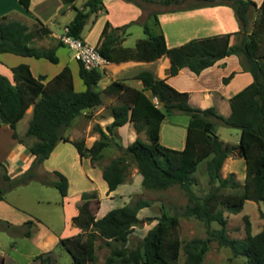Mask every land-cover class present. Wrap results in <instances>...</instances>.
Instances as JSON below:
<instances>
[{"label": "trees", "instance_id": "16d2710c", "mask_svg": "<svg viewBox=\"0 0 264 264\" xmlns=\"http://www.w3.org/2000/svg\"><path fill=\"white\" fill-rule=\"evenodd\" d=\"M65 4L74 5L75 0H62ZM140 6L138 0H129ZM151 1V0H149ZM177 0H161L171 4ZM204 3H193L180 8H192L204 5L224 4L232 7L239 23L236 31L237 39L230 42L231 32L191 38L179 45L168 46L162 31H154L143 21L145 37L136 40L134 47L122 46L120 42L127 33L132 21L119 26H111L105 21L96 46L108 61L120 62L128 59L150 61L164 54L169 58L168 75H174L186 66L199 74L204 68L216 60L236 54L243 70L248 71L252 80L230 97V113L227 116L217 112L214 106L198 107L188 100L189 91L178 90L165 78L157 77L151 70L142 69L134 77L142 83L141 88L126 84L122 80H113L102 90L95 85L102 76L98 68L86 69L79 62V75L86 88L76 90L72 71L68 64L46 80V74L34 75L27 63L21 62L11 66L12 79L0 73V125L8 124L17 138L16 122L22 118L26 109L32 105L26 134L36 139L28 146L32 154L30 165L12 178L6 171L3 177L8 180L9 187L26 183L35 173V168L46 159L58 141L71 142L80 156L89 157L92 161L100 160L103 150L114 143L122 150V154L111 158L102 166V177L111 191L125 179L126 156L133 157L141 184L149 189H165L178 184L185 192L188 202L182 208L184 216H194L206 225V237H192L181 243L174 233L178 225V215L162 210L158 221L143 235L137 245L129 247L127 241L141 218L138 212L148 206V199L137 198L135 201L107 210L101 217L89 207V201L95 192H84L82 203L78 205V213L71 217L72 223L82 231L59 238L58 243L72 256L73 264H88L95 259V240L97 236L106 239L108 244L114 240L119 244L110 247L104 264H177L180 247L183 248L186 264H201L209 243L216 240L219 245L228 247L232 256H243L244 264H264V208L260 209L263 219L261 229L251 233L248 216L245 220V235L231 237L226 228L225 211L238 213L245 200L262 201L264 204V0L257 5L254 0H200ZM28 9L30 0H19ZM103 0H86L82 8H76L74 17L67 24L69 31L81 37L85 24L95 21L99 11L104 10ZM173 10V9H172ZM253 10L256 11L253 17ZM152 16L158 23V13ZM253 17V21H251ZM251 23V25H250ZM50 32L49 27L41 21L30 29L19 19L8 15L0 16V53L11 52L30 55L36 58L45 57L58 62L56 45L40 47L32 43ZM223 77V81L233 75ZM148 90V93L145 92ZM119 94L122 102L111 108L113 120L103 129L95 125L99 138L87 146L83 139L72 140L64 135V130L79 115L89 112L102 103V94ZM156 97L158 104L153 101ZM181 111L189 116L184 146L181 149L168 147L159 140L162 120L166 114ZM221 124L240 130L238 147L245 160V181L241 185L234 172L221 175V167L232 146L219 138L214 130L215 120ZM127 121H132L137 131L144 130L147 140L136 137L126 146L116 139V128ZM205 161L206 174L210 189L199 195L193 184L198 164ZM3 165V164H1ZM56 178L45 181L56 186L60 193L67 194L68 179L59 170H54ZM240 192L223 193V187H240ZM6 188L0 184V200L4 199ZM7 226H17L8 220H2ZM27 220L25 223H29ZM217 222L218 227L211 223ZM5 226L4 224H1ZM6 227V226H5ZM30 235V230L23 231ZM40 264H52L51 251L40 252L34 256Z\"/></svg>", "mask_w": 264, "mask_h": 264}, {"label": "rangeland", "instance_id": "374dc122", "mask_svg": "<svg viewBox=\"0 0 264 264\" xmlns=\"http://www.w3.org/2000/svg\"><path fill=\"white\" fill-rule=\"evenodd\" d=\"M138 1L144 5L143 13L139 20H133V22L127 27L131 34L127 36L125 43L129 45H135L136 38L146 36L143 31V21H146L152 30L156 32L162 31L165 28L169 34L168 40L172 43L170 34L174 32V29L181 26L186 29V24L189 23V20L187 18L185 19L182 13L181 16L178 15L179 17L176 20V15H174V13L179 12L178 10H190L203 6L180 9L174 8L185 7L198 2L204 3V1L200 0H177L171 4H164L161 0ZM80 2L81 0H78L77 4ZM132 3L142 9L134 2ZM166 9H173V11L168 10L164 11L166 13L161 12ZM154 10H161L160 12L164 14L161 17V13H158L157 24L154 22L152 16ZM74 11V8H69L64 14H59L57 21L50 22V27L56 33H62L63 24L73 17ZM131 14L132 13L129 15ZM255 14L256 11L253 10V17H255ZM253 17L251 21H253ZM87 23L82 30V35H87L88 33ZM48 39L55 40V38H52L51 36H49ZM47 42L48 41H43L42 43ZM88 42H94L93 32L88 35ZM58 53L61 58L59 62H52L45 57L35 58L37 62L33 64V68L35 70L37 69V73H45L46 77L51 78L54 75L55 70L57 71L61 68H59V63L68 60L74 71L77 89H79L78 85L80 82L83 85L84 83L77 73L78 65L73 59V51L66 45L62 44L58 47ZM10 59L11 61L14 60H12V58H7L6 60L10 61ZM104 80L105 77L101 78L98 84L94 86L95 89H100ZM118 101L120 100H116V102ZM95 112V110H92L91 113H87L89 116L86 114H81L79 117L77 116L76 118H78V120L75 124L67 127L65 134L68 137H74V139H83L86 144H90L92 138H99L100 134L96 130L95 125L97 124L96 119L100 118V115L102 114H96ZM94 114L96 115L94 116ZM31 115L32 110L28 112L25 111L24 115L16 122L15 126L18 138L25 146L23 149V152H26L25 156L32 155L28 150V146L36 139L34 136L25 133ZM166 120L171 122L164 121L161 124L159 140L162 144L168 147L177 146L175 148L178 149L183 138L181 124L187 123L189 116L184 112L175 111L166 114ZM214 120V130L219 135L220 139L228 140L231 143L239 141L238 128L229 127L221 124L216 119ZM104 127L106 128V125H104ZM13 131L14 130L8 124L1 123L0 184L6 188L4 192V201L0 203V257L3 258V264H40L38 259H34V256L47 250L51 251L52 264H73L72 256L58 243V241L62 236L73 234V228L75 225L72 223V220H68L67 216L70 213L75 212L74 209L78 208V205L83 202L81 195L84 192L91 191H94L96 194L95 197L89 201V207L95 214V218L101 217L102 214L113 207L133 202L137 198L150 200L151 203L148 206L141 208L138 212L141 221L134 226L133 231L129 234L127 241L129 247L138 244L147 230L158 221L157 218L160 216L162 210H166L170 214L175 213L178 215V225L174 228V233L180 239L181 243H184L192 237L207 236L206 225L202 220L197 219L194 216H184L181 214L182 208L188 202L184 190L178 184L159 190L144 187L141 184V174L138 172L136 163L130 155L126 156L125 179L117 189L118 194H120L115 195L114 197H109V191L104 189V179L100 173L101 169L99 166H92L88 159L83 160V162L80 163L78 152L75 146L70 142H60L57 149L35 168L34 176L26 183L9 187L8 180L3 177V173L7 171L12 178H17L31 163L28 161L26 167L21 168L22 164L17 159L19 158L24 161L22 158L24 155H21L22 152L19 151L17 156L18 150L16 147L18 146V139L15 140L12 136ZM120 132L123 134V141L125 143L130 141L129 139L133 140L136 137L147 140L146 132L144 130L136 132L135 129L131 127L128 128L126 125L120 129ZM116 140L122 143L120 135H118ZM231 146L233 148L229 155L231 160L226 162L227 164H225V167H221V175L227 176L229 172H234L235 178L242 185L245 181V160L239 152L238 143ZM121 154L122 150L112 143L103 150V156L100 160H96L95 163L101 166L102 164L107 163L111 158L117 157ZM55 169L62 172L67 179L69 178V197L64 203L63 196L59 189L54 185L45 183V181H50L57 177L54 173ZM87 171L91 173L93 181H90L85 176V172ZM193 176L195 179L193 189L199 195L204 194L210 189L206 174L205 161H201L198 164ZM241 189V186L235 188L223 187L220 191L223 193H234L240 192ZM263 208L264 204L262 201L247 199L240 212L232 213L225 211L224 215L227 217L226 228L228 234L231 237H243L245 235V220L243 218L245 214L250 221L251 233L258 232L263 223V219L260 216V209ZM8 210L11 211L10 215L3 214ZM34 218H39L40 221L36 223L37 221L34 220ZM2 220H8L11 224L17 223L18 225L16 227L10 225L7 226ZM27 220H31V222L25 223ZM1 224H4L6 227ZM211 226L218 227V223L212 222ZM26 229L30 230V235L23 233ZM114 244H119V242L112 240L111 244H108L106 239L97 236L95 240V259L89 261L88 264H104L106 256L110 253V247ZM176 263L186 264L185 254L182 247H180ZM201 264H244V257L232 256V252L228 247L219 245L216 240H212L209 243L208 250L205 252Z\"/></svg>", "mask_w": 264, "mask_h": 264}, {"label": "crops", "instance_id": "0c3cea01", "mask_svg": "<svg viewBox=\"0 0 264 264\" xmlns=\"http://www.w3.org/2000/svg\"><path fill=\"white\" fill-rule=\"evenodd\" d=\"M85 1L86 0H81V2L77 4L78 0H75L74 5H69V4H65L62 0H30L29 8L26 9L19 2V0H0V16L8 15V17L10 18L19 19L22 22L26 23L30 29L36 28L39 25V21H41L45 26L49 27L50 32L47 35H44L40 38H34L32 43L40 47H49L51 45H56L58 43L59 41L58 36L61 34V33L60 34L56 33L50 27V22L57 21L58 15L64 14L65 12L69 10V8H74L75 11H76V8H82L83 3ZM254 1L256 2L257 5H259L262 2V0H254ZM103 3L105 5V9L99 11V14L97 18L95 19V21H90V20L88 21L87 35H82V32H81V37H83L87 41H88V35L91 32H93L94 33V42H93L94 44H96L99 41L100 32L106 20L110 22L111 26H119V25L129 22L130 20H139V18L141 17L143 13V9H140L139 7L134 5L132 2L127 1V0H103ZM168 10L173 11L172 9H166V10H162L161 12L166 13L164 11H168ZM75 11H74V14H75ZM178 11L179 12L177 13L173 12L174 15H176V20L179 17L178 15L181 16V13H182L185 19L187 18L189 20V23L186 24L187 25L186 29H184L183 26L179 28L176 27L174 29V32L170 34V37L172 38L171 39L172 43H170L168 40L169 34L166 31V29L164 28V30H162V32L165 35L167 45L170 47L179 45L191 38L221 34V33H226V32H231V35H230L231 43L235 42L237 39L235 32L239 30V23L234 14L233 9L229 6H226V5L203 6V7L195 8V9L178 10ZM129 12L132 13L133 15L132 14L129 15L130 14ZM163 13L160 14L161 17L164 15ZM74 14H73V17H74ZM71 19L66 21L63 24V30H64V27L71 21ZM130 34L131 32L127 28V33L124 39H122V41L120 42L122 46L134 47V45H129L125 43V41L127 40V36ZM49 36H51L52 38H55V40L48 39ZM137 39L138 38L135 39V42ZM43 41L44 42L48 41V42L42 43ZM58 47L56 51H57V54L59 56V61H60L61 58L58 53ZM7 58L8 59L12 58V60L13 59L14 60L11 61L10 59L9 61V60H6ZM35 58L36 57L30 56V55H21V54H16V53H11V52H1L0 53V73L5 74L10 79H12L11 66L24 62L30 66L31 72L36 76L39 73H37V69L35 70L33 68V64L37 62ZM74 60L76 61L78 65L77 73L79 75V62L76 59ZM65 64H68L70 66V61L68 60L62 61V63H59V68L60 67L62 68L63 65ZM169 64H170L169 58L166 54L154 60H150V61L137 60V59H128V60H123L120 62L109 61L104 68L100 69L102 73L101 78L105 77V80L102 83L100 89L98 90H102L113 80H122L126 84H129L136 88H141L142 87L141 81L139 79H136L134 75L142 69H149L157 77H162V78L164 77L168 83H170L172 86H174L178 90L189 91L188 100L191 104L198 106V107H202V108L212 105L215 107L217 112L223 114L224 116H227L230 113V97L234 93L242 89L245 85H247L252 80L251 74L248 71L243 70L239 57L236 54H229V55H226L216 60L212 65L204 68L199 74L194 73L188 67L184 66L178 71V73L174 75H168L167 72H168ZM70 68L72 71V77H73L75 89L76 90L85 89L86 85L81 84V82L78 85L79 89H77L76 80L74 77V71L71 66ZM60 69H58L57 71L55 70V73H57ZM231 72H234L233 75L227 80V82H224L223 77L228 76ZM46 78L49 79L50 77H46ZM145 92L148 93V90H145ZM121 99L122 97L119 94L103 93L102 103L92 108L87 113H91L92 110H95L96 114L101 113L102 115H100V118L96 119V121H97V124H99L103 129H105L104 125L109 124L113 120V116L111 115V108L114 105L121 103L122 102ZM116 100H120V101L116 102ZM30 110H32V105H30L26 109V112ZM84 114L86 113L84 112ZM96 114H94V116ZM77 120L78 118H75L72 121V123L69 125V127L75 124ZM164 121H168L166 120V116L162 120V123ZM168 122H171V121H168ZM187 123L181 124L183 138L181 140L180 145L178 146L179 149H181L184 146ZM126 125L128 128L131 127L135 129L132 121H127L126 123L116 128L118 135H120L122 139L121 144L124 146H126L128 143L134 140V139L133 140L129 139L130 141H128L127 143L123 141V134L120 132V129ZM66 130H67V127L64 130V135H66L65 134ZM160 131H161V127H160ZM239 135H240V130H239ZM68 138L72 140H77V139H74V137H68ZM95 139L96 138H92L90 144L87 143L86 145L90 146ZM159 139H160V132H159ZM15 140H17V138H15ZM222 140L225 143H229L230 145H234L238 143V142L231 143L230 141L224 140V139ZM60 142H69V141H64V140L58 141V143L56 144V146L54 147L50 155L57 149ZM17 144H18V146L16 147V149L18 150L17 156L19 154V151L22 152L21 155H24V157H22L24 161L20 160L19 158L17 160H19L20 163L22 164L21 168H25L26 163H28V161L29 162L32 161V155L25 156L26 152H23V149L25 148V146L20 141H18ZM173 147L175 148L177 146H172V148ZM78 157H79L80 163H82L83 160L88 159L92 166H99V168L101 169L100 173L102 175L103 164L100 166L94 161L92 162L89 157L80 156L79 153H78ZM229 157L230 156H227L225 158L223 162L224 165H222V168L225 167V164H227L226 162H229L231 160V158ZM85 176L90 181H93L91 177L92 175L89 171L85 172ZM121 184L122 183L118 184L115 189L109 191V197H114L115 195L120 194V193L118 194L117 189ZM104 186H105L104 189H108V185L105 179H104ZM68 197L69 196H68V189H67V194L63 195V203L67 200ZM3 201L4 199L0 200V203H2ZM74 210L75 212L70 213L67 216L69 221L71 220V217L73 215L78 213V208ZM3 214L10 215L11 211L8 210L6 211V213H3ZM96 218H99V217H96ZM34 220L37 221L36 223L40 221L39 218H34ZM13 224L18 225L17 223H13ZM19 225H22V224H19ZM80 231H82L81 228L75 225L73 228V234L78 233ZM0 264H3V258L1 257H0Z\"/></svg>", "mask_w": 264, "mask_h": 264}, {"label": "built area", "instance_id": "2783aa9c", "mask_svg": "<svg viewBox=\"0 0 264 264\" xmlns=\"http://www.w3.org/2000/svg\"><path fill=\"white\" fill-rule=\"evenodd\" d=\"M58 38L62 44L73 51L74 59L80 61L86 69H102L109 62L99 52L96 44L88 42L83 37L72 34L67 25ZM153 101L158 104L156 97L153 98Z\"/></svg>", "mask_w": 264, "mask_h": 264}]
</instances>
